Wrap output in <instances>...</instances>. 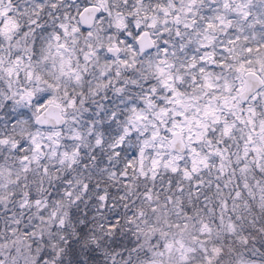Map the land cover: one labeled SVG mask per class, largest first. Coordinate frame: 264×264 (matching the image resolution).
I'll return each instance as SVG.
<instances>
[{
  "label": "snow or ice",
  "instance_id": "obj_1",
  "mask_svg": "<svg viewBox=\"0 0 264 264\" xmlns=\"http://www.w3.org/2000/svg\"><path fill=\"white\" fill-rule=\"evenodd\" d=\"M0 264H264V0H0Z\"/></svg>",
  "mask_w": 264,
  "mask_h": 264
}]
</instances>
